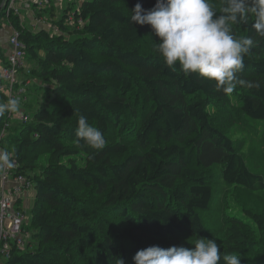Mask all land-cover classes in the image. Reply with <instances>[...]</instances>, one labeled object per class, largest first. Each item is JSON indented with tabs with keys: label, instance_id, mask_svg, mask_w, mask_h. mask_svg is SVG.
Listing matches in <instances>:
<instances>
[{
	"label": "trees",
	"instance_id": "trees-1",
	"mask_svg": "<svg viewBox=\"0 0 264 264\" xmlns=\"http://www.w3.org/2000/svg\"><path fill=\"white\" fill-rule=\"evenodd\" d=\"M67 1L51 0L41 10L31 5L32 18L54 21L56 33L29 29L0 0V29L10 22L26 46L11 93L26 85L18 79L26 73L43 90L40 99L23 93L26 121L0 117V134L9 121L0 146L35 191L24 225L31 238L4 264H116L150 246L187 247L205 238L202 213L213 198L209 169H219L221 183L264 191V175L250 166L239 137L208 112L232 109L236 96L234 116L264 120V39L252 27L255 14L233 25L236 37L258 42L244 57L233 92L225 93L215 82L167 67L156 51L158 37L147 52L140 49L141 38L155 35L149 25L131 22L132 10L137 3L150 10L156 0ZM211 2L219 14L224 0ZM7 55V45H0V66L8 64ZM0 83V102H7L8 83L1 76ZM80 116L104 134L103 150L77 144ZM257 231L264 232V215L243 208L217 241L221 253L238 255L241 264H264Z\"/></svg>",
	"mask_w": 264,
	"mask_h": 264
},
{
	"label": "clouds",
	"instance_id": "clouds-1",
	"mask_svg": "<svg viewBox=\"0 0 264 264\" xmlns=\"http://www.w3.org/2000/svg\"><path fill=\"white\" fill-rule=\"evenodd\" d=\"M249 13L255 14L252 25L264 39V0H224L220 13L210 0H156L150 10L137 3L131 22L149 25L159 38L157 53L169 68L179 67L189 76L196 74L215 82L225 93L233 92L237 73L244 67V57L257 44L252 37H236L233 25L246 23ZM257 85L249 84V87ZM21 110L18 98L0 102V117ZM77 144L100 151L106 145L104 134L80 116L75 129ZM14 166L10 153L0 150V169ZM194 247L171 246L167 249L150 246L133 256L134 264H241L235 254H222L213 238H196ZM116 264H124L117 258Z\"/></svg>",
	"mask_w": 264,
	"mask_h": 264
},
{
	"label": "rangeland",
	"instance_id": "rangeland-1",
	"mask_svg": "<svg viewBox=\"0 0 264 264\" xmlns=\"http://www.w3.org/2000/svg\"><path fill=\"white\" fill-rule=\"evenodd\" d=\"M79 0H76L78 3ZM216 1V5L218 6L219 0H210ZM62 6H67V0H61ZM73 3V2H71ZM213 4V3H212ZM76 6V5H75ZM62 10V7L58 9V12ZM28 19L22 21L27 27L29 26L32 30L34 27L44 28L46 30H52L58 33L59 29L50 19L47 20H35L31 21L32 25H29ZM157 42V37H143L139 41L140 49L147 52L150 47ZM28 63V62H27ZM29 64V63H28ZM25 68H27V64L25 61ZM28 69V68H27ZM27 74V73H26ZM20 74L19 81L24 82L26 85H23L18 90L14 89L12 94V98H18L20 101L22 99L23 93H28V98L40 99L42 98V91L38 85L40 81L32 78L31 76ZM18 76V74H17ZM23 79V80H22ZM38 87L37 94H30L34 90L33 86ZM26 87H29L26 89ZM236 96H233L232 109H225L221 106L215 108H208L209 114L213 117V121L217 123L218 127L221 128L224 132H226L231 137H239L237 142L241 145V148L245 150V157L250 163V166L256 170L261 172L264 175V120L254 121L252 119L244 118L243 116H234L236 114V107L238 105ZM25 104V103H24ZM24 107V105H23ZM22 111V110H20ZM19 111V112H20ZM15 113L12 114L10 118V122L13 123ZM2 150H5L2 146H0ZM46 157V156H45ZM208 177L211 180V185L213 189V198L211 201L210 208L202 213L203 223L206 228L205 238H213L216 241L220 240L225 228L229 225L232 217L240 216L242 213V209L246 207L254 208L264 215V191L253 193L248 190H244L238 187H234L231 185H227L220 182L219 169L211 168L208 171ZM30 217V214L27 216ZM251 228H254L253 226ZM31 238L32 229L29 230ZM254 238L260 239L259 250L264 249V232H258L257 234H253ZM258 239V240H259ZM195 240L188 241L187 247L192 248ZM255 252H248L246 257L253 258L254 256L260 255V251L256 252V254H252ZM133 256L128 255L127 258H124V264H126L128 260L133 262Z\"/></svg>",
	"mask_w": 264,
	"mask_h": 264
},
{
	"label": "built area",
	"instance_id": "built-area-1",
	"mask_svg": "<svg viewBox=\"0 0 264 264\" xmlns=\"http://www.w3.org/2000/svg\"><path fill=\"white\" fill-rule=\"evenodd\" d=\"M6 13L13 12L19 15L21 21L25 19V15L34 14L31 5L35 4L37 9L47 7L51 0H6ZM35 18V16H34ZM44 16L39 18L40 21ZM81 23V19L77 20ZM9 32L7 34L8 55L6 66H0V76L8 83L9 94H11V86L17 79L18 69L23 65L26 56V46L20 39V30L15 28L10 22H7ZM2 84L0 83V88ZM13 113H9L11 117ZM14 118L19 121H26L27 114L24 111L16 112ZM9 125L6 120L0 137L4 135V129ZM0 150L1 147H0ZM14 166L9 169L4 167L0 169V264L11 255L12 250L24 249L29 241L30 232L24 229V225L28 220L25 208L22 206L23 194L33 188L32 181L25 175L18 172L19 162L11 157Z\"/></svg>",
	"mask_w": 264,
	"mask_h": 264
},
{
	"label": "crops",
	"instance_id": "crops-1",
	"mask_svg": "<svg viewBox=\"0 0 264 264\" xmlns=\"http://www.w3.org/2000/svg\"><path fill=\"white\" fill-rule=\"evenodd\" d=\"M32 17L33 15L30 13L25 16V20L28 19V21H30L29 25H32L31 21L34 20ZM28 28L30 29L29 26ZM8 32H9V26H3L2 29H0V45L1 46H3L4 44L7 45ZM34 197H35V191L33 188L23 194L22 206L25 208V212L27 213V215L30 214V210L34 202Z\"/></svg>",
	"mask_w": 264,
	"mask_h": 264
}]
</instances>
